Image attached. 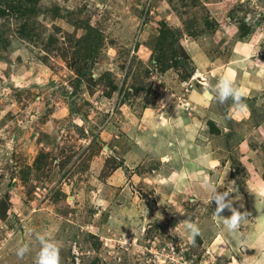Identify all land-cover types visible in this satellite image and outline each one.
Wrapping results in <instances>:
<instances>
[{
	"label": "rangeland",
	"instance_id": "obj_1",
	"mask_svg": "<svg viewBox=\"0 0 264 264\" xmlns=\"http://www.w3.org/2000/svg\"><path fill=\"white\" fill-rule=\"evenodd\" d=\"M0 8V264H35L39 236L59 264H264V0Z\"/></svg>",
	"mask_w": 264,
	"mask_h": 264
},
{
	"label": "clouds",
	"instance_id": "obj_2",
	"mask_svg": "<svg viewBox=\"0 0 264 264\" xmlns=\"http://www.w3.org/2000/svg\"><path fill=\"white\" fill-rule=\"evenodd\" d=\"M215 98L223 103L227 99L231 98L234 107L239 110L247 108L246 103L242 100V91L238 86H235L231 80L222 76L213 88ZM167 159V157H165ZM201 186L210 194V201H215L217 208L215 215L221 218V222L224 228L229 234H234L240 227L241 222L244 220L247 213H241L236 208L232 207L233 200L230 197L231 192L218 191L217 187L205 177L200 181ZM229 208L232 212L229 218L219 216L223 209ZM185 227L188 230V238L191 242H194V237L199 234L200 230L197 225L190 221H184ZM38 239L41 242V248L36 256L35 264H59V249L56 247V242L45 239L43 236H39ZM27 246H22L16 250V255L22 257L27 251Z\"/></svg>",
	"mask_w": 264,
	"mask_h": 264
},
{
	"label": "water",
	"instance_id": "obj_3",
	"mask_svg": "<svg viewBox=\"0 0 264 264\" xmlns=\"http://www.w3.org/2000/svg\"><path fill=\"white\" fill-rule=\"evenodd\" d=\"M197 81H199L200 83H202L203 85H207V87L210 88L207 80L204 79V77L202 75H198L197 76ZM76 94V90H71L70 94H69V99L72 98L74 95Z\"/></svg>",
	"mask_w": 264,
	"mask_h": 264
},
{
	"label": "trees",
	"instance_id": "obj_4",
	"mask_svg": "<svg viewBox=\"0 0 264 264\" xmlns=\"http://www.w3.org/2000/svg\"><path fill=\"white\" fill-rule=\"evenodd\" d=\"M0 9H1V8H0ZM180 49L182 50L183 54H185L184 51H183V48L180 47ZM185 55H186V54H185ZM180 63H181L182 65H185V61H184V59H180ZM186 70H187L188 73H189V77H192V76L195 75V68H191V67H189V66H186ZM75 87H76V89L78 88L77 85H76ZM75 87H74V88H75Z\"/></svg>",
	"mask_w": 264,
	"mask_h": 264
},
{
	"label": "crops",
	"instance_id": "obj_5",
	"mask_svg": "<svg viewBox=\"0 0 264 264\" xmlns=\"http://www.w3.org/2000/svg\"><path fill=\"white\" fill-rule=\"evenodd\" d=\"M203 93H204V92H203ZM203 93H202V94H203ZM203 96H205V95H203ZM205 97H206V96H205ZM190 98H191V96H190ZM195 100H196V99H195ZM192 101H193V100H192Z\"/></svg>",
	"mask_w": 264,
	"mask_h": 264
}]
</instances>
